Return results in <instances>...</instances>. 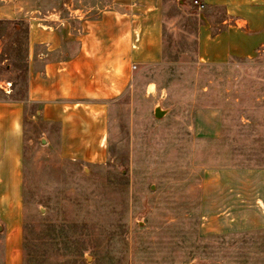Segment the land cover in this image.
Here are the masks:
<instances>
[{
    "label": "rangeland",
    "instance_id": "obj_1",
    "mask_svg": "<svg viewBox=\"0 0 264 264\" xmlns=\"http://www.w3.org/2000/svg\"><path fill=\"white\" fill-rule=\"evenodd\" d=\"M114 1L0 0V98L26 94L34 11L63 18L73 6L92 18ZM162 20V62L118 99L27 106L26 264H264L260 236L201 232L206 173L264 166V49L201 64L188 12L175 6ZM160 102L170 111L156 119ZM209 109L216 138L197 130Z\"/></svg>",
    "mask_w": 264,
    "mask_h": 264
},
{
    "label": "crops",
    "instance_id": "obj_2",
    "mask_svg": "<svg viewBox=\"0 0 264 264\" xmlns=\"http://www.w3.org/2000/svg\"><path fill=\"white\" fill-rule=\"evenodd\" d=\"M180 1L115 0L113 7L92 18L73 6L63 18L60 13L33 12L27 29L26 94L0 98V264H26L28 105L121 97L141 68L162 62V19L175 6L196 22V57L201 64L252 59L264 49V0H197L206 6L202 11L195 0ZM198 118L200 136H219L215 110H202ZM201 190L203 235L260 236L264 245V166L209 170Z\"/></svg>",
    "mask_w": 264,
    "mask_h": 264
},
{
    "label": "water",
    "instance_id": "obj_3",
    "mask_svg": "<svg viewBox=\"0 0 264 264\" xmlns=\"http://www.w3.org/2000/svg\"><path fill=\"white\" fill-rule=\"evenodd\" d=\"M185 0H181L180 3L184 4ZM170 109H165L163 107V103L160 102L154 107V116L156 119H162L164 118L168 113ZM199 260L195 258L190 264H198Z\"/></svg>",
    "mask_w": 264,
    "mask_h": 264
},
{
    "label": "built area",
    "instance_id": "obj_4",
    "mask_svg": "<svg viewBox=\"0 0 264 264\" xmlns=\"http://www.w3.org/2000/svg\"><path fill=\"white\" fill-rule=\"evenodd\" d=\"M194 4L199 8V10H204L206 8V6L203 3H200L199 1L195 0ZM5 92L9 93L8 89H4Z\"/></svg>",
    "mask_w": 264,
    "mask_h": 264
},
{
    "label": "trees",
    "instance_id": "obj_5",
    "mask_svg": "<svg viewBox=\"0 0 264 264\" xmlns=\"http://www.w3.org/2000/svg\"><path fill=\"white\" fill-rule=\"evenodd\" d=\"M185 6H187V4Z\"/></svg>",
    "mask_w": 264,
    "mask_h": 264
}]
</instances>
